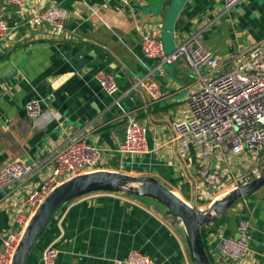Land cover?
<instances>
[{
	"label": "crops",
	"instance_id": "0c3cea01",
	"mask_svg": "<svg viewBox=\"0 0 264 264\" xmlns=\"http://www.w3.org/2000/svg\"><path fill=\"white\" fill-rule=\"evenodd\" d=\"M37 12L59 6L69 12L63 31L31 26L29 16L0 2V18L11 28L0 44V77L15 76L0 85V169L13 161L32 165L24 180L0 189L2 234L22 231L33 212L23 201L48 175L56 150L81 139L103 150L97 169L132 176H151L195 208L211 199L197 177L206 165L223 172L220 154L205 159L175 139L173 125L188 117L187 100L200 86L199 77L179 58L158 70L159 60L147 59L140 35L159 39L165 55L192 36L219 61L213 74L234 66L255 44L264 45V0H241L225 9L224 0H134L130 8L115 0H24ZM31 10H30V9ZM111 73L118 90L109 96L94 80ZM201 75L210 73L200 69ZM139 80L154 83L162 98L154 102ZM41 102L44 116L29 120L24 105ZM147 128V153L130 157L118 152L124 138L125 115ZM229 169L243 171L240 158L225 154ZM30 251L25 264H42V250L53 244L54 264H112L138 251L155 264H193L181 226L172 224L160 206L123 193L98 192L65 205ZM250 221V253L239 263L217 261L210 243L204 245L211 264H264V187L236 201L214 223L213 234L233 236L237 222ZM206 243V244H205ZM204 248V249H205ZM2 242L0 241V251Z\"/></svg>",
	"mask_w": 264,
	"mask_h": 264
},
{
	"label": "built area",
	"instance_id": "2783aa9c",
	"mask_svg": "<svg viewBox=\"0 0 264 264\" xmlns=\"http://www.w3.org/2000/svg\"><path fill=\"white\" fill-rule=\"evenodd\" d=\"M115 1L122 7L130 8L134 0ZM0 2L27 14L31 26L47 25L53 27L57 33L63 31L64 23L70 17L66 9L55 5L33 12L25 8L24 0H0ZM239 2L241 0H224V7L232 8ZM10 32L11 28L7 21L0 18V44L8 39ZM139 44L145 58L159 60L160 73H164L162 67L164 64H172L181 58L200 79L199 89L187 100V119L175 123L173 132L175 139L185 150L191 147L205 159L214 154H220L223 158L225 163L223 172L210 170L206 165H201L196 172L207 190V196L211 199L207 208L213 201L259 178L264 172V45L251 46L243 56L236 59L234 66L228 71L213 74L219 68V61L201 44L196 35L181 43L168 55L164 54L159 39L152 35L141 34ZM201 68H206L210 73L202 76ZM94 80L109 96L118 90L111 73L99 71L95 73ZM132 89L144 90L154 102L159 101L163 96L156 84L143 80L134 83ZM24 111L32 122H37L45 115L38 99L27 101ZM146 133L147 128L142 123L130 114H126L124 138L118 146V152L130 157L147 153ZM226 153L240 158L239 163L241 167L245 166L244 170L229 169V162L227 158L225 159ZM102 158L103 150L100 147L81 139L69 140L56 150L50 173L27 194L23 204L34 213L57 186L74 177L98 170ZM32 169V165L22 161L6 164L0 169V189L24 180L31 174ZM241 200L242 205H245V199ZM63 208L54 219L59 218ZM207 208L196 209L199 213H205ZM213 228L212 221L203 227L206 234L210 232V243L217 261L239 263L247 258L251 245L249 219L242 217L238 220L233 236L213 234ZM22 231L3 235L0 227L2 242L0 264L12 263ZM57 255L58 252L53 244L48 245L42 250L41 263L54 264ZM112 264H155V262L138 251H131L125 258L116 260Z\"/></svg>",
	"mask_w": 264,
	"mask_h": 264
},
{
	"label": "water",
	"instance_id": "95a60500",
	"mask_svg": "<svg viewBox=\"0 0 264 264\" xmlns=\"http://www.w3.org/2000/svg\"><path fill=\"white\" fill-rule=\"evenodd\" d=\"M12 71L0 77V85L15 76ZM264 187V172L257 179L213 201L205 213H199L193 204L183 201L151 176H132L108 170H94L69 179L57 186L34 211L22 231L11 264H25L30 251L55 215L72 200L98 192L123 193L138 198H147L163 207V213L172 224L182 227L188 253L193 264H211L204 249L201 229L221 217L240 199L252 196Z\"/></svg>",
	"mask_w": 264,
	"mask_h": 264
},
{
	"label": "trees",
	"instance_id": "16d2710c",
	"mask_svg": "<svg viewBox=\"0 0 264 264\" xmlns=\"http://www.w3.org/2000/svg\"><path fill=\"white\" fill-rule=\"evenodd\" d=\"M216 221H217V219L213 220L212 222L215 223ZM201 236H202L203 246H204V248H205V245H204V237L206 236V233H205V231H204L203 228L201 229ZM205 244H206V243H205ZM205 251H206V253H207L206 248H205ZM207 255H208V254H207ZM208 258H209V256H208Z\"/></svg>",
	"mask_w": 264,
	"mask_h": 264
},
{
	"label": "rangeland",
	"instance_id": "374dc122",
	"mask_svg": "<svg viewBox=\"0 0 264 264\" xmlns=\"http://www.w3.org/2000/svg\"><path fill=\"white\" fill-rule=\"evenodd\" d=\"M251 197V196H250ZM249 198V197H248ZM141 200H143V201H145V202H147V203H150V204H156V205H158L156 202H154V201H152V200H150V199H147V198H140ZM247 199V198H246ZM241 200V199H240ZM240 200H238V201H240ZM160 206V205H159ZM161 207V209L163 210V207L162 206H160Z\"/></svg>",
	"mask_w": 264,
	"mask_h": 264
}]
</instances>
